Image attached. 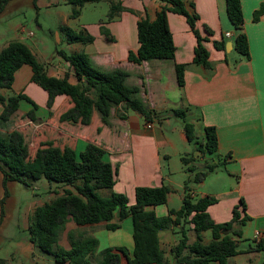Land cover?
<instances>
[{
    "label": "crops",
    "instance_id": "0c3cea01",
    "mask_svg": "<svg viewBox=\"0 0 264 264\" xmlns=\"http://www.w3.org/2000/svg\"><path fill=\"white\" fill-rule=\"evenodd\" d=\"M120 1L125 7L142 14L146 13L151 20L156 18L161 8L159 0ZM185 1L190 13L198 14V26L202 33L206 34L205 25L213 30L214 34L206 42L210 51L211 68L194 62L197 37L186 16L182 14L170 12L168 15L176 45L175 58L136 63L129 59L130 51L137 52L140 47L137 27L139 17L136 14L123 11L118 19L106 22V14L110 8L109 1L94 2L106 4L92 7L88 6L90 3H87L82 8L81 15L76 18L81 20L76 30L86 29L95 36V40L90 44L69 43L66 35L61 31L62 26L72 27L70 25V20L73 19L70 16L72 10L68 6L70 4L68 0H37V6H35L55 8V12H60L61 17L53 28H57L56 35L59 41L65 40L69 46L72 45L71 53L86 52L92 63L103 71L118 68L126 70L129 73L126 79L127 85L139 88L137 96L148 107L157 111L188 108V119L194 122L200 140L205 137V126H214L219 142L215 155L204 154L197 150L195 144L189 141L183 122L179 118L172 117L161 122L154 120L151 122L152 127L149 128L143 116L136 112H129L124 104L112 108L108 124L104 123L103 115L97 108L93 109L92 121L88 125L61 121L60 116L73 106L71 98L67 95H58L52 107L49 108L48 92L45 90L46 93L43 94L38 90L36 86L38 84L32 80V67L28 64H24L16 72L13 88L16 89V94L24 93L36 104L38 101L34 93L40 92L42 108L34 109L29 101L22 100L19 110L8 121L0 119V135L8 136L14 130L21 131V125L16 120H18L17 117L22 116L19 115L23 102L29 103L25 105L23 114L28 116L30 111H34V119L30 116V122L36 128L34 132L39 138V146L42 142L53 141L60 147L71 146L77 152L84 150L89 142L102 146L108 152L106 160L118 167L114 191L125 193L129 197L130 204L135 202L137 186L167 185L171 187L172 191L167 203L150 207L159 216H165L170 209H179L182 206L185 184L192 174L186 168L193 166L189 165L192 160L187 166L184 165L182 160L184 156H192L194 163H196L195 160L223 162L228 175L233 179L232 184L221 185L225 182V178L219 177L217 168L205 177L201 186H198L204 187L201 195L197 188L191 185L192 182L189 183L192 194L195 197L213 196L218 200L208 208L216 222L230 220L234 208L242 206V200H244L247 205L246 212L251 219L242 228L243 236L245 230L249 229L253 233V239L257 235L264 237V13L258 20L254 19L255 11L264 8V0H241L245 20L244 31L250 43L249 59L242 56L235 48L236 30L228 17L226 0ZM21 2L22 0H11L0 13V17L13 16L15 8ZM191 2L194 4L193 7L190 5ZM61 7H64V10H59ZM87 9L98 13L100 9L101 12L98 16L89 19L84 13ZM38 24L40 26V23ZM103 24L111 30L116 38L115 41H109L102 33ZM24 29L21 28V31H25ZM228 32L232 34L231 37H226ZM28 36H30L29 33ZM224 36L227 43L232 42L230 50H227V47L225 51L218 50L214 46V40H221ZM13 40L25 42L26 37L14 34L12 39H1L0 51ZM30 48L38 60L46 65L50 75L63 77L69 73L70 81L77 82L72 66L62 56L58 55V62H54L53 59L43 62L34 49L31 46ZM177 64L187 65L183 88L178 82ZM3 109L4 107L0 105V115ZM121 114H126V117H121ZM178 172L180 178L176 179L174 176ZM211 175L214 176L208 184L207 181ZM1 177L3 185L2 173ZM106 194L109 192L106 191ZM2 196L1 192L0 201ZM175 202L181 203L174 205ZM112 222H120L118 216ZM4 226L5 222L0 229ZM86 230L99 239L98 250L117 246H124L130 252L134 250L131 218L121 221L120 227L116 230L107 229L106 222L79 226L70 220L66 225L61 244L67 249L70 248L69 232L79 235ZM206 233L205 238L209 240L211 236L208 238ZM191 235L194 239V234ZM102 237L107 238L105 244L102 242ZM159 237L166 251L168 264H176L171 254V247L177 242L178 235L171 229H166L159 233ZM240 244L241 241L239 247ZM33 246L32 241L29 240L25 253L28 255L32 253L33 263L45 264L48 258L45 256L36 258L34 255L36 250ZM249 247V243L240 247L242 251L231 257V261L229 258L228 264H262L264 254L249 250ZM123 263L127 264L125 257ZM210 264L219 263L213 261Z\"/></svg>",
    "mask_w": 264,
    "mask_h": 264
},
{
    "label": "trees",
    "instance_id": "16d2710c",
    "mask_svg": "<svg viewBox=\"0 0 264 264\" xmlns=\"http://www.w3.org/2000/svg\"><path fill=\"white\" fill-rule=\"evenodd\" d=\"M11 0H0V13ZM104 0H68L72 5L70 16L77 18L87 3ZM110 9L106 22L114 21L123 11H130L138 18V40L140 47L137 52L130 51L129 59L136 63L153 59H174L176 45L170 29L168 15L175 12L186 16L188 23L197 37L194 62L211 68L210 51L206 42L214 34L205 25L203 34L198 26V14L190 13L185 0H159L161 8L154 20L148 15L125 7L120 0H108ZM37 6V0H33ZM228 17L233 24L236 35L234 45L245 58H250V43L244 31V12L241 0H226ZM193 7L194 4L191 2ZM264 8L256 10L254 19L258 20ZM61 31L69 43L90 44L95 36L86 29L76 30L62 26ZM102 33L109 41L116 38L111 30L103 24ZM218 50H226L227 40H214ZM72 66L77 82L72 83L69 73L63 77L50 75L46 65L38 60L28 44L20 40L11 41L0 51V105L4 107L0 119L8 121L20 107L22 100L29 101L34 109L38 108L29 96L24 93L7 96L4 91L14 86L16 72L24 64L32 67V80L48 92V107H52L58 95H67L73 106L61 116V121L88 125L92 121V112L97 108L103 115L104 123L108 124L112 108L124 104L129 112H136L149 123L154 120L161 122L168 118H179L183 122L185 133L198 151L215 155L218 151V134L214 126H205V137L200 140L194 122L188 119V108L167 109L157 111L148 107L138 96L139 88L128 86L126 79L129 73L123 69L103 71L95 66L89 55L84 52L67 53L58 49ZM187 65L177 64L176 72L180 87H184V73ZM34 111L28 115L34 119ZM125 118L126 114H121ZM107 150L102 146L89 142L84 150L77 152L71 146L60 147L53 141L42 142L33 157L29 144L22 131L14 130L8 136L0 135V171L3 174L5 196L0 202V224L4 217V204L8 196L7 184L19 181L29 185V180L47 179L63 185V193L54 199L37 206L29 221L30 240L42 252L51 255L59 264H168L166 251L162 247L159 233L171 229L178 235L177 242L171 247V254L176 264H228L229 258L239 254V242L243 237V226L251 219L246 212L247 205L236 206L233 216L226 222H216L208 208L218 200L213 196L195 197L189 183H201L205 177L225 164L223 162H206L205 169L199 166L187 167L191 172L190 180L186 181L182 206L170 209L165 216L157 215L151 206L168 202L171 187L137 186L135 202L130 204L129 197L122 192L114 191L117 181L118 167L106 160ZM184 165L193 160L192 156L182 158ZM106 191L109 194H106ZM118 216L119 221L131 218L134 238V250L130 252L124 246L107 247L98 250L99 239L87 233L69 232L70 248L60 245L61 234L68 221L73 220L79 226L106 222V228L116 230L120 222H112ZM211 237L206 240L205 233ZM191 234H194L192 239ZM249 250L264 254V237L254 238ZM5 262L0 259V264ZM264 264V262L262 263Z\"/></svg>",
    "mask_w": 264,
    "mask_h": 264
},
{
    "label": "rangeland",
    "instance_id": "374dc122",
    "mask_svg": "<svg viewBox=\"0 0 264 264\" xmlns=\"http://www.w3.org/2000/svg\"><path fill=\"white\" fill-rule=\"evenodd\" d=\"M98 4L106 3H90L88 4V6L92 7ZM68 6H70L69 8L72 10V5L69 4ZM59 10H64V7H61ZM55 11V8H38L35 6L33 0H22L21 4L15 8V13L13 14V16L8 17V15H2L0 17V40L3 38L12 39L14 34L24 36L26 37L25 42L34 49L38 57L43 62H47L50 59H53L54 62H58V49L64 50L67 53H71V51H73V47H71L72 45L69 46V44L65 40L59 41L58 36L56 35L57 28L53 27L58 22L61 16L60 12ZM100 12V9L99 13L92 12V10L87 9L84 13L86 17H89L90 19L92 17L98 16ZM108 12L106 16L108 15ZM38 23H40V26ZM70 23L73 28L78 29L81 20L79 18H73L70 20ZM21 28H25V31L22 32ZM29 32H33V34H29L30 36H28ZM62 34L64 33L62 32ZM36 86L39 91L43 92V94L46 93V91L42 87H40L39 85ZM4 92L7 96H11L16 94V89L11 88L5 90ZM34 96L38 101V107L42 108V104L40 102V92L38 94L34 93ZM25 105H29V103L23 102L19 115L22 116L19 118L17 117L18 120L16 121L21 125L20 130L26 136L30 148V154L31 157H33L36 153L37 148L39 147V138L34 132L36 128L33 126L32 122H30V115L27 116L23 114L25 113ZM193 160L189 165L199 166L200 170L205 169L204 166L207 161L200 160V163L195 160V162L197 163L196 164ZM208 161L211 162L210 160ZM218 172L220 174V178H225V182L221 184L222 186H224V184H232L233 179L228 175L224 164L218 167ZM213 176L214 175H211L208 178V184L211 183V178H213ZM1 178L2 177L0 173V193L2 192L3 199L5 196V189L4 185H2ZM174 178L179 179L180 173H175ZM28 183L29 185L21 183L19 181H10L7 184L9 193L4 204L5 215L3 217V221L0 224L1 227L2 223L5 222V226L0 229V259L5 262L4 264H36L32 262V253L30 255L25 253L30 240L28 230L30 218L32 217L36 205H42V203L44 204L45 202H49V200L55 198L59 193H63L65 188L63 185L57 184L55 182H50L45 178L37 181L29 180ZM191 185L196 187L199 195H201L202 189L204 188L198 187L201 186V183L192 182ZM180 203L181 202H175L174 205H180ZM84 232L87 234L90 233L89 230H86ZM63 233L61 234L59 240L61 246H63L60 242L62 240ZM206 234L208 238L211 236L210 232H207ZM252 240V231H249V229H247V231L245 230V234L241 239L240 247L242 248L243 245H248V243L250 244ZM106 241L107 238L102 237L103 244H105ZM33 249L36 250L34 253L36 258H38L39 256H45L48 258L45 264H57L51 255H46V253L42 252L35 246H33Z\"/></svg>",
    "mask_w": 264,
    "mask_h": 264
},
{
    "label": "built area",
    "instance_id": "2783aa9c",
    "mask_svg": "<svg viewBox=\"0 0 264 264\" xmlns=\"http://www.w3.org/2000/svg\"><path fill=\"white\" fill-rule=\"evenodd\" d=\"M29 34L32 35L33 32H29ZM231 36H232V34L229 33V32L226 34V37H231ZM147 126H148L149 128L152 127V123H151V122L147 123ZM256 238H257V239H261L262 236H261V235H257Z\"/></svg>",
    "mask_w": 264,
    "mask_h": 264
},
{
    "label": "water",
    "instance_id": "95a60500",
    "mask_svg": "<svg viewBox=\"0 0 264 264\" xmlns=\"http://www.w3.org/2000/svg\"><path fill=\"white\" fill-rule=\"evenodd\" d=\"M231 48H232V42L229 41V42L227 43V50H230Z\"/></svg>",
    "mask_w": 264,
    "mask_h": 264
}]
</instances>
